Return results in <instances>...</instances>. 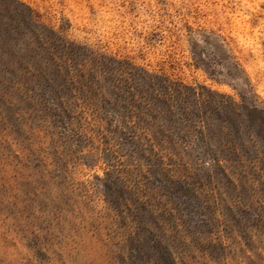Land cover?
<instances>
[{"label":"rangeland","instance_id":"1","mask_svg":"<svg viewBox=\"0 0 264 264\" xmlns=\"http://www.w3.org/2000/svg\"><path fill=\"white\" fill-rule=\"evenodd\" d=\"M52 57L102 87L140 70L200 86L210 120L250 138L246 104L264 117V0H0V264H172L132 243L142 212L120 198L147 188V160L135 171L113 106L61 87L66 73L20 66ZM58 87L76 90L61 104ZM256 139L244 143L264 151ZM171 196L188 229L174 264H264V206H241L233 232L192 191Z\"/></svg>","mask_w":264,"mask_h":264},{"label":"trees","instance_id":"2","mask_svg":"<svg viewBox=\"0 0 264 264\" xmlns=\"http://www.w3.org/2000/svg\"><path fill=\"white\" fill-rule=\"evenodd\" d=\"M53 58L20 66L26 73H66L60 80L61 87L73 88L78 84L79 94L90 104L95 95L110 103L120 120L117 132H124L123 144L130 147L128 155L137 159L135 171L140 174L145 165V174H142L148 180L147 188L143 191L137 181L133 196L120 198L128 211L142 212L139 216L133 214L136 217L132 220L136 233L132 240L134 246L149 249L154 255L159 251L169 255L174 264L172 257L180 248L175 246V240L187 238L184 234L188 231L176 208H167L170 202L175 204L171 195L177 191L180 195L192 191L201 207L208 211L210 224L222 223L233 232L235 223L240 222L237 214L242 211L241 206L244 210L264 206V151L257 150L253 142L252 150L244 143L252 136L264 140V117L254 106L246 104L245 115L250 122L247 129L252 125L255 131L250 130V138H245L246 133L242 135L236 125L210 120V112L218 113L209 104V93L201 91L200 86L187 87L168 76L140 70L137 79L130 75L124 80L119 77L120 73L110 72L107 86L102 87L98 80L92 82L84 78V73H71L68 66L56 64ZM126 68L122 67V72L130 73ZM75 90L68 95L73 96ZM66 92L60 88L53 90L61 104L68 96ZM192 142L198 150L194 147L188 150ZM145 159L147 163L143 165L141 162ZM155 173L163 181L162 188L150 181ZM168 183L180 187L168 190ZM166 201L168 204L163 206Z\"/></svg>","mask_w":264,"mask_h":264}]
</instances>
